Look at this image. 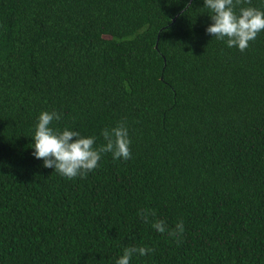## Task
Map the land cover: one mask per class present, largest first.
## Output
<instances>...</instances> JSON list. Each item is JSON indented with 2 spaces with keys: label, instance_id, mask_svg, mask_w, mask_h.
<instances>
[{
  "label": "trees",
  "instance_id": "16d2710c",
  "mask_svg": "<svg viewBox=\"0 0 264 264\" xmlns=\"http://www.w3.org/2000/svg\"><path fill=\"white\" fill-rule=\"evenodd\" d=\"M210 23L203 0H0V264H115L132 245L154 251L131 264H264V32L241 52ZM52 110L94 147L123 121L132 157L43 167L30 136Z\"/></svg>",
  "mask_w": 264,
  "mask_h": 264
},
{
  "label": "clouds",
  "instance_id": "9594fccd",
  "mask_svg": "<svg viewBox=\"0 0 264 264\" xmlns=\"http://www.w3.org/2000/svg\"><path fill=\"white\" fill-rule=\"evenodd\" d=\"M240 0H203V8L208 10L211 23L205 32L228 48L243 52L257 35L264 32V10L256 7H240ZM62 114L58 111H41L34 125L31 137V155L41 160L42 166L53 169L61 177L83 178L98 167L101 157L110 153L113 160H129L132 157L129 128L123 121L115 126L100 130L103 142L94 147L97 137L83 136L79 131L65 127L53 128V121H59ZM147 219L143 212L138 213ZM155 231L164 233L167 226L163 220L152 224ZM183 225L178 224L175 231H168L169 236L178 235ZM154 250L145 246H126L116 258L115 264H131L133 257L150 255Z\"/></svg>",
  "mask_w": 264,
  "mask_h": 264
}]
</instances>
